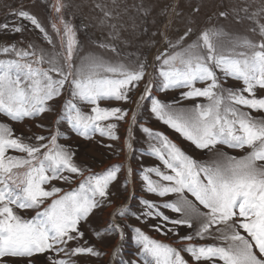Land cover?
I'll list each match as a JSON object with an SVG mask.
<instances>
[{
	"label": "snow or ice",
	"instance_id": "snow-or-ice-1",
	"mask_svg": "<svg viewBox=\"0 0 264 264\" xmlns=\"http://www.w3.org/2000/svg\"><path fill=\"white\" fill-rule=\"evenodd\" d=\"M65 7L62 0L52 5L62 25H51L59 49L38 18L26 10H13V19L0 23V32L15 35L25 31L26 21L50 46H0V54L10 57L0 58V114L13 122L37 119L63 101L56 131L48 136H16L10 125L0 122V257L49 253L50 264H76L74 257L101 255L88 244L81 225L109 202L122 165L101 172L79 166L74 153L58 143L59 129L63 124L85 138L99 133L119 140V122L130 119L136 126L139 109L147 100L156 119L197 149L225 146L246 151L239 157L217 151L210 162H198L165 133L140 125L151 141L149 155L160 162L143 170L146 191L160 198L176 197L162 203L142 200L143 216L160 221L153 228L162 235L178 236L181 227L191 230L179 237L183 246L178 249L135 228L143 264H264V96L257 95L264 92V23L257 19L264 10L246 16L254 22L251 31L259 40L233 36L217 26L200 30L190 42L192 28L174 41L165 34L168 47L156 55L153 75L147 72L146 62L133 69L100 54L81 55L76 29L61 15ZM241 11L248 13L247 8ZM219 15L227 18L228 13ZM98 47L119 55L114 45ZM146 75L144 93L130 117L127 109L101 106L129 102V93ZM229 79L241 87L226 88ZM155 87L162 92L188 89L181 93L182 99L205 98L208 103L178 108V102L155 97ZM86 107L88 112L83 110ZM131 132L129 128L128 149L133 148ZM54 181L76 186L66 191ZM21 210L35 214L25 218ZM167 210L177 218L167 215ZM129 214L127 208L116 212L122 218ZM105 231L124 239L123 229L114 222ZM206 240L217 242H194ZM119 251L117 247L115 254Z\"/></svg>",
	"mask_w": 264,
	"mask_h": 264
},
{
	"label": "rangeland",
	"instance_id": "rangeland-1",
	"mask_svg": "<svg viewBox=\"0 0 264 264\" xmlns=\"http://www.w3.org/2000/svg\"><path fill=\"white\" fill-rule=\"evenodd\" d=\"M66 7L61 15L65 20L74 25L77 38L80 42L81 55L86 53H96L105 56L113 61L122 62L130 68H136L139 62H146L147 72L153 74V62L156 55L168 47L165 42V34L168 40H176L183 35L188 28H192L193 36L200 30L217 26L233 36H247L253 40L260 37L253 33L251 29L255 27L252 20L247 19L252 13L264 10V0H62ZM54 0H0V23L10 21L13 17L10 13L13 10H26L36 16L45 29L57 41L51 25L55 22L60 24L57 13L52 9ZM98 5L100 7H98ZM103 8V11L101 10ZM247 8L245 14L241 9ZM198 9V11H197ZM105 12L110 13V17L105 18ZM227 12V18L221 17L219 13ZM239 17V18H238ZM260 23H264V11L257 17ZM25 31L22 34L12 35L8 32H0V46L17 44L26 46L31 43L37 47L50 49L44 41L42 34L34 29L26 21ZM114 26V27H113ZM62 28V25L60 26ZM23 42L21 44L20 42ZM114 45L119 55L98 47L99 44ZM0 58H10L0 54ZM149 76H145L144 82L139 87L134 88L130 93V101L102 103V107H121L131 113L137 111V102L140 101L144 93V85L148 82ZM198 87L204 85L198 84ZM226 88H239L240 82L227 80ZM188 89H171L166 92L160 91L158 87L153 88V94L165 103H175L178 108L191 109L196 104H207L205 98L182 99L181 93ZM258 96H264V92H258ZM63 101L55 103L54 111L45 112L37 119H26L22 122H13L6 116L0 114V122L10 125L16 136L30 138L35 135L48 136L54 133L57 128L59 113L62 111ZM85 112L90 107L83 109ZM259 116L260 113H253ZM44 125L43 128L38 125ZM140 125L151 128L154 131L165 133L172 141L180 146L188 155L198 162H210L216 157L217 151L226 152L229 155L241 156L246 150L229 149L225 146H218V149L200 150L190 142L183 139L180 134L165 126L156 119L150 112V101H144L139 109L137 125L133 126L130 119L120 121L117 128L119 140H110L96 133L91 138L82 137L67 125L60 126L61 137L58 143L67 146L74 153V161L81 167L90 168L95 172H101L109 166L122 165L118 182L111 186L109 202L104 207L94 211L87 223H82L81 230L85 233L88 244L95 247L101 253L100 256L81 255L74 257L76 264H143V257L139 255L140 248L135 240V228H140L149 237L167 243L176 248H181L182 242L179 237L190 233V229L181 227L179 235H162L154 230L153 225L160 223L157 219L143 216L145 206L142 200L162 203L165 200H173L175 196L160 198L155 194L146 191L142 180L143 170L158 165L160 162L149 155L150 139L142 132ZM129 128L132 129V153L130 163L133 169L134 191L129 180L127 170ZM25 142L35 141L26 139ZM111 145V147H107ZM10 155H20V153L9 152ZM155 179V177H153ZM56 186L64 188L66 191L75 187V184H67L64 181H54ZM189 199H193L189 195ZM121 208H127L130 214L127 217H119L116 212ZM20 215L30 218L35 213L31 210H21ZM170 217L177 218L178 214L166 211ZM137 217H140L139 219ZM116 223L123 229L124 239L115 232H106L105 229ZM101 235L98 237L96 232ZM195 243H216L214 240L194 241ZM83 243V241H82ZM74 246V244L70 245ZM119 247V254H115V249ZM186 259H190L187 253H182ZM49 253H38L31 258L24 257H0V264H50Z\"/></svg>",
	"mask_w": 264,
	"mask_h": 264
},
{
	"label": "bare ground",
	"instance_id": "bare-ground-1",
	"mask_svg": "<svg viewBox=\"0 0 264 264\" xmlns=\"http://www.w3.org/2000/svg\"><path fill=\"white\" fill-rule=\"evenodd\" d=\"M55 1V3H56V0H54ZM58 27H60L61 26V24H58L57 25ZM131 143H132V136H131ZM133 149V148H132ZM132 149H129L128 150V162H127V170H129V169H131V171L129 172L128 171V174H129V180H130V184H131V187H132V191H134V183H133V180H134V176H133V169H132V166H131V163H130V155H131V153H132Z\"/></svg>",
	"mask_w": 264,
	"mask_h": 264
},
{
	"label": "crops",
	"instance_id": "crops-1",
	"mask_svg": "<svg viewBox=\"0 0 264 264\" xmlns=\"http://www.w3.org/2000/svg\"><path fill=\"white\" fill-rule=\"evenodd\" d=\"M63 4H64V1H63Z\"/></svg>",
	"mask_w": 264,
	"mask_h": 264
}]
</instances>
